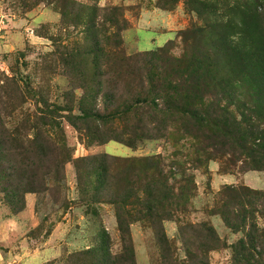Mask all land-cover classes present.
I'll use <instances>...</instances> for the list:
<instances>
[{"label": "rangeland", "instance_id": "rangeland-1", "mask_svg": "<svg viewBox=\"0 0 264 264\" xmlns=\"http://www.w3.org/2000/svg\"><path fill=\"white\" fill-rule=\"evenodd\" d=\"M216 50L231 83L208 82L207 122L162 111L148 76L169 92L199 84L192 61ZM49 138L45 189L0 192V264H264V0H0L2 170L32 154L35 167ZM103 155L109 171L129 159L140 178L142 159L159 160L185 212L157 237L142 202L113 203L96 180ZM224 205L243 226L228 225Z\"/></svg>", "mask_w": 264, "mask_h": 264}, {"label": "trees", "instance_id": "trees-1", "mask_svg": "<svg viewBox=\"0 0 264 264\" xmlns=\"http://www.w3.org/2000/svg\"><path fill=\"white\" fill-rule=\"evenodd\" d=\"M250 48H254L252 45H250ZM248 51L246 49H239V55L243 60L249 61L250 57L248 55ZM217 54L212 59H205L203 67L200 66L197 62L192 61L191 68L195 64H197L192 70L193 74H195L199 79V84L193 83L189 84L186 83L185 85L180 84V89H177V85H173L171 92L167 89L169 87V81L167 83L166 89H158L155 88V82L156 79L153 76H148V84L151 87L153 91L156 92L157 98L160 99L165 104V108L162 109V111H167L166 113L172 114L173 109H178L181 112L185 114V116L189 119H193L194 123H202L204 121L207 122L205 119V115L210 114L209 110L205 107V100L203 99L204 90L208 87V82L211 80V82L214 84H217L219 86V89L221 91H225V87L228 82L231 83V78L227 77L226 79L222 77V74L219 73V69L214 70V67L217 68L218 65L216 63H219L216 61V57L219 54V51L216 50ZM201 54L202 56L206 55ZM159 57V56H158ZM207 57V56H206ZM161 63L168 64L170 63L169 60L163 59L159 57ZM214 61V62H213ZM182 74L184 72H189V68L186 66H182ZM172 75L175 74L172 70H169ZM190 80L193 81L192 75L189 73ZM182 77V76H181ZM223 86V87H222ZM230 88L233 90L235 87L232 85ZM180 92V93H179ZM146 102H149L150 104H154V107L157 108L158 104L154 103L155 99H152L151 101L147 100ZM147 103V104H149ZM187 105V106H186ZM186 106V107H185ZM150 108V107H149ZM172 108V112H169V109ZM44 124L51 125L54 123V121L51 118L44 117ZM193 123V124H194ZM215 124H217L215 122ZM148 135V134H142L141 136ZM148 138L150 136H147ZM245 139V138H244ZM51 138L45 139L42 141L46 143L41 144L37 147L35 146L34 154L38 156L37 164L34 167V159L33 154L30 157L28 163L24 162V158L21 157V160L15 165H10L9 169H11L10 172L5 173L4 170H2V166L0 164V192L8 193L12 197H19V192H36L41 191L42 189H45L44 181L45 179L43 176L47 175L49 170L47 169L44 173L40 175V169L46 166V157L49 155V153L52 154V152H48V146L51 144ZM54 142V141H53ZM37 148V149H36ZM3 149V147L0 146V152ZM16 150V148H13ZM21 149L20 147L17 148ZM200 149L203 151V148L200 147ZM17 154L21 156L23 154V151L18 150ZM110 159L113 160V158L110 157ZM92 160L94 162V168L96 172L95 173L96 180L99 182V184L103 188H107L109 191V194L113 196L112 201L113 203H122L125 201L124 199H136V202H142L144 204L145 210L147 211L148 215H150L152 221H153V227L155 229V232L157 233V237L159 235V231L161 228V224H159L163 219H171L174 217L175 212L181 211L185 212V208L183 205L179 204V201H181L184 197L183 192H181L180 195H176L171 190V187L167 183V178H171V176H167L164 174L163 169H161L160 161L156 158H144L142 159V165L145 169H148V172L144 173V177H136L134 175V165L133 163H130L129 159H124L125 163L121 165V170L119 172L115 171V167L111 168V171H109V168L113 166V163H109L110 161H107V156H94L92 157ZM115 160V158H114ZM32 168L28 172L25 170V168ZM18 171V172H17ZM59 175V172L55 174V177ZM87 175H91L90 172H87ZM8 176L9 184L11 185L8 187L1 186V182L3 177ZM80 177V175H79ZM61 179V176H58V181ZM82 179V178H81ZM189 181V179H188ZM138 183V184H136ZM90 186V184H87ZM86 189V186H84L83 190ZM143 190L144 196L141 200L137 199L136 191L137 190ZM227 190L230 188H226ZM233 190V189H232ZM228 190V192L232 191ZM226 192V191H225ZM236 196L240 198L241 196H246L243 193H237ZM229 198L233 199V196H229ZM221 213H223V218L225 220H228L226 218L227 216L229 219L233 220L235 224L228 223L229 226L232 228H237L243 226V223H245V213L241 212V215L232 213L227 205H224L222 210H220ZM117 220L122 227V218L117 215ZM228 222V221H227ZM210 231V232H209ZM211 235L215 238L214 231L211 228H208V235ZM264 235V234H262ZM160 238V237H159ZM264 239V236H263ZM161 240V239H160ZM255 242V241H254ZM253 238H252V243ZM212 244L214 242H211ZM211 244V245H212ZM216 245H212L211 248H216ZM190 256H193L191 250H187ZM237 260L240 261V258Z\"/></svg>", "mask_w": 264, "mask_h": 264}]
</instances>
